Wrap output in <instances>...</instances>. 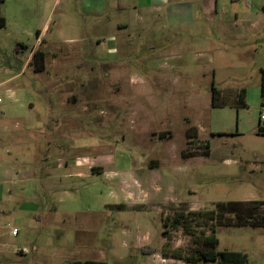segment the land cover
Masks as SVG:
<instances>
[{"label":"rangeland","instance_id":"374dc122","mask_svg":"<svg viewBox=\"0 0 264 264\" xmlns=\"http://www.w3.org/2000/svg\"><path fill=\"white\" fill-rule=\"evenodd\" d=\"M55 1L0 3V81L26 85L35 114L25 136L3 138L20 171L3 186L11 251L0 264H205L211 249L264 264L263 226H220L210 213L217 201L264 199V135L255 132L264 110L253 89L264 49L241 42L233 54L235 43L211 26L194 37L160 13L140 22L131 7ZM33 49L49 53L43 70L27 63ZM60 80L75 93L64 106L49 86Z\"/></svg>","mask_w":264,"mask_h":264},{"label":"crops","instance_id":"0c3cea01","mask_svg":"<svg viewBox=\"0 0 264 264\" xmlns=\"http://www.w3.org/2000/svg\"><path fill=\"white\" fill-rule=\"evenodd\" d=\"M59 2L67 0H58ZM57 0L55 2H58ZM83 4L88 7H93L101 2H106L108 6H114L117 10L122 8L133 9V16L140 22L148 21L154 18L156 14L160 13L159 18H165L166 24L172 26L173 28H181L182 31L193 35L194 37H201L206 34V26H211L213 30L217 33L216 35L226 36L230 41L235 43L232 47V53L241 52L242 45L238 44L245 42L244 49L246 51H257L259 49H264V0H81ZM120 6V7H119ZM219 10H222L225 14L224 17H220ZM226 11V12H225ZM196 12V15H195ZM210 15L206 17L205 15ZM136 19L129 22H121L116 24L121 28H126L131 23H135ZM237 42V43H236ZM232 43V44H233ZM36 50V49H35ZM34 49L32 50V52ZM46 56L49 55L46 52ZM53 55V53L51 54ZM45 56V57H46ZM30 58V57H29ZM27 57V63L30 64V59ZM23 67H21L20 71ZM45 68V65H44ZM264 69V65H260L257 71L260 74L259 84L254 89V101L256 105L261 107L263 97L261 94V70ZM19 75V72L15 75ZM13 76L0 81V90L3 91L5 95L8 96L10 105L0 106V123H1V136H0V204L6 201V190L3 186L5 184L12 183L16 180L20 167L14 164L13 158L7 156L1 150L4 142V136L14 132L15 134H24L25 136L31 122L35 118L33 112L34 103L32 100H28L27 104L24 103L23 96L28 93L26 85L19 86L13 85L11 81ZM213 84V80L211 81ZM55 86L52 84L49 86L56 90V93L60 96V103L64 106L69 103L70 98L73 99L75 93L72 91L67 82L60 80L54 82ZM71 88V89H70ZM63 89H69L67 91H62ZM243 90L241 99L239 97L240 91ZM238 97V102L241 105L243 99L247 107L249 105V91L245 87H241L238 92H236ZM27 105L28 108H25ZM242 106V105H241ZM84 110L87 107L83 106ZM70 111H67L69 114ZM13 122L15 128H20L21 130H11L10 127L3 122ZM258 126V124H257ZM257 133V128L255 130ZM8 133V134H7ZM258 134V133H257ZM3 135V136H2ZM2 145V146H1ZM8 145V144H7ZM6 152H9L6 150ZM11 190L8 189V195L11 196ZM254 200H264V199H252ZM6 210L0 208V214L5 213ZM2 226L0 225V253L10 252V247L5 246L6 242L3 241V236L1 233ZM13 230V229H12ZM12 233V232H11ZM13 235V234H12ZM18 235V231L16 234ZM17 253L22 251L16 250Z\"/></svg>","mask_w":264,"mask_h":264},{"label":"trees","instance_id":"16d2710c","mask_svg":"<svg viewBox=\"0 0 264 264\" xmlns=\"http://www.w3.org/2000/svg\"><path fill=\"white\" fill-rule=\"evenodd\" d=\"M2 0H0V3ZM6 23L5 18L0 15V27ZM18 46H22L20 43ZM46 56L45 51L37 49L34 50L30 59V64H34V70L40 71L44 69V58ZM243 90L240 91L239 97L241 99ZM261 94L263 101L261 109L264 110V69L261 70ZM217 101V90L213 84L211 86V105H215ZM242 106H246L243 99L241 101ZM257 133L264 135V124L258 122ZM206 147H209V141L206 142ZM205 149L202 154L208 155L209 150ZM215 208L210 211L211 217L216 221L217 225H253L264 227V200L254 201H217L214 203ZM232 215V216H229ZM234 217V218H233ZM215 227L212 228L210 234L211 243L213 246L219 244V239L215 237ZM208 254L210 256H208ZM207 253H201L205 264H209V261H216V264H248V256L245 252L235 250H209ZM63 264H104V262L96 263L93 260H75L67 261Z\"/></svg>","mask_w":264,"mask_h":264},{"label":"built area","instance_id":"2783aa9c","mask_svg":"<svg viewBox=\"0 0 264 264\" xmlns=\"http://www.w3.org/2000/svg\"><path fill=\"white\" fill-rule=\"evenodd\" d=\"M1 101H2V100H1V98H0V102H1ZM261 118L264 119V115H262ZM11 232H12V234H16L17 231H16L15 229H13V230H11ZM18 251H22V250L18 249Z\"/></svg>","mask_w":264,"mask_h":264}]
</instances>
